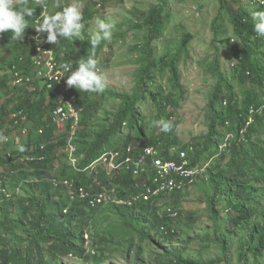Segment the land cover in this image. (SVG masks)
<instances>
[{
  "label": "trees",
  "instance_id": "obj_1",
  "mask_svg": "<svg viewBox=\"0 0 264 264\" xmlns=\"http://www.w3.org/2000/svg\"><path fill=\"white\" fill-rule=\"evenodd\" d=\"M220 1L221 9L216 18L221 15L222 10H228L234 33L243 40L241 46L233 48V54L237 58L240 69L244 71L242 79L249 78L254 74V85L246 88L241 82V92L237 94L234 85L221 69L219 55H215L208 66L216 83L208 101L209 127L208 133L202 139V150L196 152L193 143L183 144L178 148V150L188 151L189 158L194 165L211 161L208 172H206L208 174L204 178L207 176L210 178L212 194L205 198V201L209 218L215 229L212 237L201 239L202 242L199 246L202 251L205 248H217L219 250L218 257L206 259L201 253H198L197 256L187 255L181 245L177 246L172 242L175 240L174 236L178 234L174 221L176 218L180 219L181 216L178 210L180 196L187 188L165 194L154 201L137 202L132 206L108 204L96 208L89 204V199L81 198L78 191L79 186L86 189L92 188L94 193L104 187H116L119 195L130 197L140 190L135 185L138 181L142 182L145 176L140 179L139 176L134 175L132 170H118L107 175L103 171V167L97 166L98 171H94L95 169H91L90 166L107 151L117 149L126 152L127 146L132 143L135 152L138 153L139 149H144L148 145L164 143L168 135L172 136L176 133L174 129H177L178 123L175 121L171 124L173 127L171 131L162 132L160 138L148 139L145 135L144 125L140 124L141 111L138 107L139 103L150 99L161 118L171 119V115H168L166 111L167 106L171 104L175 91H178L181 97L185 92L184 86L181 84L182 75L179 67L181 59L189 54L192 36L185 34L175 52L169 56L157 57L151 47L154 38L165 31L168 23L169 13L166 12L168 2L162 0L153 13L155 14L157 11L156 18L152 19L146 14L136 24V30L146 31V42L137 48L139 55L136 61L139 67L134 74L133 91L131 93L121 92L106 87L102 94L120 101L117 110L108 114L104 118V122L98 126L80 120L70 142L68 132L72 129V124H67L66 128L69 131L57 141L60 147L65 148L71 144L76 149L75 155L79 160L78 169L71 165L68 153L64 152L59 160L58 169L51 172L55 173V177L74 180L77 186L75 197L71 198L62 186H55L52 179L49 181L43 179L47 170L55 162L48 158L57 146V143L53 142L54 128L51 126L40 135L41 137L45 135L44 139L22 144L25 150L21 152V155L28 154L26 159L30 171L19 170L12 175L11 186L16 191L22 188L26 190L25 194L19 196L17 205L10 200L13 193L8 197L2 190L6 187V182L0 175V186L3 187L0 192L4 198V201L0 202V216L2 215V219H0V264H62L59 258L69 255H74L83 261L91 259L96 264H102L110 258L105 256L106 250H102L101 254L88 250L86 227H89L94 218L91 213L102 214L105 211L116 215L122 225L113 236H108V233L105 232L98 236V240H103L101 243L104 245L111 243L113 247L122 246L120 250L126 255L125 264H146L143 244L146 241L154 242L155 238L152 233L157 236L162 235V240L167 239L169 240L167 242L172 243L164 245V243L156 242L161 252V262L157 264H232V247L235 240L238 244V254L243 258L242 264H261L264 253V138H261V136L264 137V95L261 92L264 73L259 64H255L254 54L255 50H258L255 49V45L259 47L258 51L262 54L264 38L258 37L254 32L255 22L251 14L243 8L235 10L228 0ZM29 2L33 7H36L33 1L29 0ZM37 12L36 15L39 16L42 9ZM32 32H34L33 28H27L24 38L22 40L13 39L14 43L24 42L31 49L33 40L29 39L27 34ZM4 37L5 41L9 38L6 33ZM252 37L255 38L253 44L251 43ZM90 39L91 37L74 38L73 41L66 39L58 45L51 44V46L55 49L56 58L62 67L68 65L75 68L77 61L84 58L87 55V50H90ZM106 43L107 41H101L96 49L98 60ZM21 57H23L22 61ZM7 60L5 64L8 66L14 63L18 64L25 73L33 69L32 49ZM159 63L162 65V70L167 68L170 71L175 91L166 93L162 88L156 89L158 86L154 85L156 82L154 71ZM248 67L252 70L251 72ZM246 74L248 76H245ZM1 78L0 90L1 85H4L5 92H0L5 96L11 95V98L16 95L22 98L19 103L20 109L16 112L23 111L29 119L32 117L36 129L43 124L45 116L49 112L51 114L58 105L57 98L52 91L48 90L46 85L41 82L40 84L37 82L35 90H30L28 86L11 87L8 84L10 79L8 74ZM149 81L150 84H148ZM72 92L76 95L75 106L78 109L83 107V112L89 110V105L81 102V96L84 93L77 91L75 87ZM47 95L54 97L50 98L48 105L43 99ZM256 97H260L258 102H255ZM229 100L233 107L228 109L225 107L220 110L219 102L227 101V105L224 106H228ZM7 104L8 102L0 105V110H6ZM125 127L129 129V136L122 140ZM133 133H135L134 138H132ZM227 134L232 135L229 142L226 141ZM43 141H47V148L46 146L42 148L43 144L40 143ZM221 144L225 145L223 149H220ZM45 152L48 157L39 159L44 156ZM207 153H209L208 156ZM31 155L39 157H34L35 160H32ZM204 155L208 158L201 161ZM161 156L166 159H176L177 151H171V146L165 144L161 148ZM13 160L0 159V165L12 163ZM224 163L229 165V168L222 169ZM197 184L195 182L192 185ZM55 192L58 193V199L53 198ZM168 197L172 200V203H167L169 204L168 208L177 214V217L169 216L167 210L162 215L159 214L158 203ZM153 209L158 210L150 216ZM222 210L228 216L227 220L233 226L232 229H222L219 225L218 222L223 216ZM155 227L158 229V233L154 232ZM207 233L210 234L211 230ZM9 234L13 235V239L9 238ZM237 234L240 235V238H237ZM137 238L138 243H134ZM98 240L96 241L98 242ZM179 242L183 243L184 241L181 238ZM184 244L187 245V241ZM44 246H47L48 251ZM109 250L112 249L109 248ZM187 253L190 252L187 251Z\"/></svg>",
  "mask_w": 264,
  "mask_h": 264
},
{
  "label": "rangeland",
  "instance_id": "obj_2",
  "mask_svg": "<svg viewBox=\"0 0 264 264\" xmlns=\"http://www.w3.org/2000/svg\"><path fill=\"white\" fill-rule=\"evenodd\" d=\"M161 1L162 0H48L47 8L49 15H51L62 11L64 7L72 3H77L82 11L84 24L80 38H87L95 35L99 31V20H104L105 22L115 25L112 31V38L110 41H107L99 57L98 66L102 74L106 77V87L116 91L131 93L135 83L134 74L139 67L136 61L139 55L137 48L141 47L144 42H146V31L136 30V24L139 23L146 14L152 17V19L156 18L157 11L155 14L153 13ZM228 1L234 6L235 10H241L243 8L251 14V17L252 13L264 12V4L260 1L257 3H250L248 0ZM167 2L166 12L169 13L167 26L161 35L154 38L151 47L154 49L157 57L169 56L175 52L185 34H190L192 36V40L189 44V54L187 57L184 56L181 59L179 67L182 75L181 84L184 86L185 92L181 97L178 91L173 90L170 71L167 68L162 70V65L159 63L154 71L156 74V82H154V85L158 86L156 89L162 88L166 93L175 91L172 102L167 106L166 110L168 115H171V119L161 118L153 102L150 99H146L138 104L139 110L141 111L140 124L144 125L145 135L148 139H152L153 137L160 138L163 132L159 128L153 126V120L163 119L165 121H170L171 124L176 121L178 123L177 129H174L176 133L172 136H166L167 140L162 143L160 147L162 148L165 144H169V146H171V151H175L183 144L193 143L196 152H200L203 147L202 139L208 133L209 127L208 101L213 86L216 83V79L208 70L209 63L214 59L215 55H219L221 69L234 85L237 94L241 92V82L244 83L246 88H249L250 85L253 87L254 74L249 78L246 77L242 79L241 77L244 71L239 67L237 58L235 54H233V48L241 46L243 40L234 33L227 9L222 10L221 15L216 18L221 9L220 0H167ZM31 7L37 9H33V16L27 18L29 23L28 28L34 27L35 20L38 16L36 13H38L37 11L40 12L39 7H33L32 5ZM6 35L9 37L8 40L5 41L4 37L0 42V83L1 77L7 72L10 73V70L7 69L8 65L5 64L8 61L7 59L19 55L22 52L27 53L31 50L30 46L26 45L24 42L15 44L10 31H7ZM254 40L255 38L252 37V44ZM61 42L63 41L61 40ZM255 49L260 50L257 45H255ZM258 50H255L254 62L255 64H259V67L264 73V49H262V54H260ZM248 69L250 72L252 71L249 67ZM247 74L245 76H248ZM150 83L149 81L148 84ZM1 86L2 88L0 91L5 92L4 85ZM38 89H40V86H38ZM262 89L261 92H263L262 95H264V82ZM256 92L258 93V91ZM16 97L17 95L11 98V95L5 96L0 92V105L2 106L8 102L6 110H0V136L7 138L4 141H0V159H14L12 163L0 165V175L2 176V180L6 182L5 188L9 193H13L10 200H12L15 205L19 203V196L25 194L26 190L22 188L16 191V189L11 186L12 175L19 172V170H29V164L26 159V157H28L26 155L28 154L21 155L18 146L28 143V141H40L44 139L45 135L41 137V134H38L39 128H43L46 131L49 126L53 127V142L55 143L62 139L69 131L67 128L63 130L62 128L64 126H62V124L57 126L54 123L53 110L51 114L50 112L48 115L46 114L47 116H45L43 124L38 129L34 128L33 118L30 117L29 119L27 117L26 124L24 123L23 126L29 129V135L24 134L22 132L24 127L21 124L15 125L14 123L15 119L13 116L21 112L16 111L20 109L19 103L20 100H22V98ZM50 98L54 97H49L47 95L46 98H43L46 101V105L50 102ZM259 99L260 97H256L255 102H258ZM81 102L82 104L89 105L90 108L83 112V107H80V120H83L84 123H94L98 126L104 122L103 120L108 114L117 110L120 101L110 98L109 96H104L102 93H84L81 96ZM221 102H219L218 106L220 110L225 107L226 109L233 107L230 100L228 106H224L225 102ZM23 114L25 113L23 112ZM123 131L122 140H125L129 136V129L125 127ZM134 137L135 133L132 134V138ZM261 138L264 137L261 136ZM230 139H232V136ZM40 144H43L42 148H44V146L47 148L48 146L47 141H43ZM67 146L65 148L60 147L57 143V146L49 157L45 152L44 156L39 158L44 159L48 157L50 160H55L53 166L47 170L43 177L44 180L49 181V179H55V173L51 172L58 169L59 160L63 153L67 152ZM208 154L209 153L206 155L208 156ZM38 155H31L30 157H32V160H35L34 157H39ZM206 155L202 157L201 161L208 158ZM78 165L72 166L78 169ZM99 167H103V171L107 175L113 173L105 164H101ZM226 168H229V165L224 163L222 169ZM94 171L98 170L95 169ZM59 179L64 180L66 178H58L55 180L58 181ZM196 182L198 183L197 185L188 186L180 196V206L178 210L181 216L180 219L176 218L174 221V225L177 226L178 234L174 236L175 240L171 241L174 245H181L187 255L197 256L198 253H201L204 258L211 259L218 257L219 250L214 247L211 249L205 248L202 251L199 244L202 242L201 239L205 237L210 238L212 234H214L215 227L209 218L205 201V198L212 194V182L208 176ZM2 188L3 187L0 186V189ZM57 194V192L53 193L54 199H58L59 196H57ZM2 196L0 192V202L4 201ZM167 203H172L170 197L158 203L160 215H162L169 206ZM219 206L222 207L221 204H219ZM156 210L153 209L150 216H152ZM224 212L225 211H223V216L218 223L222 229H232L233 226L229 223V220H227L228 216ZM97 213L98 212L91 213L94 218L90 225L88 224L89 227H86L88 250L91 252L96 251L97 254H101L102 250H106L105 256L110 259L102 264H125L126 255L120 250L122 246L113 247L111 243L108 245L106 243L104 245L101 243L103 240H98V236L105 232L108 233V236H113L122 225L121 220L110 211H105V213L102 214ZM0 219H2V215ZM209 230H211L210 234L207 233ZM154 232L158 233L156 227ZM152 235L155 238L154 242L146 241V243L143 244L145 247L144 261L146 264H157L161 262V252L157 243H164V245L172 244L167 242L169 241L167 239L162 240V235L157 236V234L154 235V233H152ZM236 236L240 238L239 234ZM9 238L13 239V235L9 234ZM181 238L184 241L183 243L179 242ZM96 240H98V242ZM186 241L187 245L184 244ZM134 243H138V238ZM44 247L47 250V246ZM109 248L112 250H109ZM187 251L190 253H187ZM232 253V264H242L243 258L238 254V244L236 240L232 247ZM59 259L62 264H96L91 259L89 261H83L74 255L61 256ZM261 264H264V253L262 254Z\"/></svg>",
  "mask_w": 264,
  "mask_h": 264
},
{
  "label": "built area",
  "instance_id": "obj_3",
  "mask_svg": "<svg viewBox=\"0 0 264 264\" xmlns=\"http://www.w3.org/2000/svg\"><path fill=\"white\" fill-rule=\"evenodd\" d=\"M260 1L264 4V0H248L250 3H257ZM42 12H47L48 8L43 9ZM41 12V14H42ZM41 15L36 19V25L40 20ZM5 33V32H4ZM4 33H0V42L4 39ZM43 35L46 38V34ZM38 33L30 34L29 37L33 40V62L32 67L35 72L25 73L24 69L20 68L18 64L7 66L10 70L9 85L17 88L21 86H28L30 90H35L37 82H43L48 90H51L53 95L57 98L58 105L53 111V120L57 126H64L65 130L67 124H72V129L68 132L69 142L75 135L76 127L80 122V109L74 107L76 95L72 92L73 87H69L66 83L67 76L70 71L74 70L71 66H61L56 60L55 50L49 43H38L36 38ZM23 60V57L20 58ZM227 105V101L224 103ZM13 118L15 125H22L26 122L27 115L23 112L14 114ZM24 127V126H23ZM22 132L29 135V129L24 127ZM43 128H39L38 133L42 134ZM231 134H227L226 141L229 142ZM160 143L157 145H148L144 149H139L138 153L135 152L133 144L127 146L126 152L120 150H111L105 152L98 160H96L90 167L96 169L97 166L105 164L111 172L120 170H132L135 176H141L145 179L135 185L140 188L139 191L133 193L130 197L119 195L116 187H104L100 192H91L90 195L87 189L79 186V192L82 197L89 199V204L92 207H99L107 204H118L120 206H132L141 201H154L160 199L163 195L169 194L174 191L184 190L188 186L195 183L197 180L203 179L208 173L207 169L211 161L203 164L193 165L188 155L187 150H178L176 159H166L161 156ZM224 144L220 145V149L224 148ZM75 146L69 144L67 146V153L71 165H78V157L75 155ZM55 179H58L55 177ZM52 182L55 186H62L70 194L71 198L75 197L76 184L74 180L64 179L55 180ZM4 192L8 197L11 196L6 189ZM169 212V216L175 217L176 214L170 209L166 208L165 211Z\"/></svg>",
  "mask_w": 264,
  "mask_h": 264
},
{
  "label": "clouds",
  "instance_id": "obj_4",
  "mask_svg": "<svg viewBox=\"0 0 264 264\" xmlns=\"http://www.w3.org/2000/svg\"><path fill=\"white\" fill-rule=\"evenodd\" d=\"M31 1L42 10L48 7V0ZM40 15L41 17L37 25L35 20V25L33 27L34 32L27 34L29 39H31L29 35L35 32L38 33L36 40L39 44L49 43L50 46L51 44L58 45L61 43V40L64 39L69 41H73L74 38L80 39L84 24L82 11L77 3H72L64 7L62 11L51 15H49V13L47 14V12H42ZM32 16L33 8L29 0H0V33L10 31L12 33V39L22 40L25 30L29 27L27 18ZM38 17L39 16H37V18ZM252 17L255 21L254 32L258 37L264 38V12L252 13ZM114 28L115 25L113 23L105 22L104 20L98 21L99 31L89 40L90 50H87V55L77 61V66L75 68L72 67L74 70L66 68V70L70 71V75L67 76L66 80L70 88L74 86L77 91L82 93L104 92L107 81L98 66L99 61L96 58V49L101 44V41L111 40ZM39 34H46V38ZM31 49L34 54L33 47ZM29 71L28 73L31 74L35 72L34 68ZM7 74L9 75L8 72L5 73V75ZM41 84H43V82H41ZM152 124L165 133L172 130L171 123L163 119L153 120ZM6 139V137L0 136V141ZM18 150L23 152L25 150L24 146H18ZM140 179H142V177H140ZM4 189L2 190L4 191Z\"/></svg>",
  "mask_w": 264,
  "mask_h": 264
},
{
  "label": "bare ground",
  "instance_id": "obj_5",
  "mask_svg": "<svg viewBox=\"0 0 264 264\" xmlns=\"http://www.w3.org/2000/svg\"><path fill=\"white\" fill-rule=\"evenodd\" d=\"M74 107H76L75 106V104H74ZM72 141V140H71ZM191 163H192V161H191ZM193 164V163H192ZM194 165V164H193ZM206 172H208V169H207V171ZM185 190V189H184ZM93 190H92V188H87V192L91 195ZM100 191H102V189L101 190H99V191H97V192H100ZM179 191H182V190H179ZM81 198H87V197H82L81 196ZM177 215V214H176ZM177 217V216H176Z\"/></svg>",
  "mask_w": 264,
  "mask_h": 264
}]
</instances>
